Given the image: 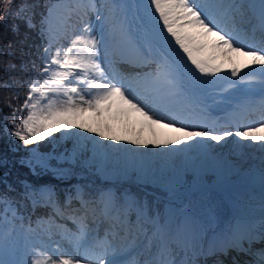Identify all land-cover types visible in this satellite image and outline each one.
<instances>
[{
	"label": "snow or ice",
	"instance_id": "obj_1",
	"mask_svg": "<svg viewBox=\"0 0 264 264\" xmlns=\"http://www.w3.org/2000/svg\"><path fill=\"white\" fill-rule=\"evenodd\" d=\"M12 3L14 0H0V12L8 14ZM148 5L151 20L155 21L154 27L163 42L159 51L150 43L145 47L136 35L141 27L147 35L150 21L139 18L141 23L134 30L126 12L128 5L120 0H105L99 6L95 0H75L74 5L57 3L48 8L47 16L40 19L39 25L31 16L25 18V25L37 30L44 46L40 63L33 64L23 104L12 108L13 116L23 115L18 123L13 122L16 130L10 134L25 146L37 145L46 138L58 140L55 133L74 141L71 150L59 153L53 150L35 155L33 150L34 163L28 162L32 171L37 167L55 168L63 179L72 167L84 162L82 156L87 142L95 149L108 147L84 133L116 142L128 139L116 135L105 122V114L112 113L113 109L119 117L138 114L154 136L164 129L182 134L161 141L165 145L211 149L213 145L205 141L219 144L231 137L247 142L237 147L252 144L264 152V96L256 106L259 120L240 124L235 131L226 127L217 130L207 121L190 122L184 116L185 111L202 112L195 97L205 86L220 81L221 73L227 85L221 88L222 92L238 85L251 86L257 79L264 92V0L258 4L246 0H148ZM101 7L104 12L100 11ZM60 9L64 10L63 15L58 14ZM25 11L26 7L22 6L19 13ZM93 13L99 29L89 20ZM73 15L77 20L70 23ZM19 30V25H13V33L18 34ZM234 56L250 58L251 62L244 64L247 71L236 65ZM227 65L231 67L226 68ZM15 68V64H9L5 70ZM26 69V64H22L21 70ZM178 102L182 103L180 108H177ZM8 106L12 107L11 101ZM72 129L82 131L72 132ZM131 131L134 138L128 139V143L158 146L156 140L139 138L143 126L139 131L135 127ZM52 160L57 165H52ZM63 164L72 167L67 170L59 167ZM5 166L0 158V167ZM8 190L14 191L11 186ZM37 194L35 188L24 186L22 189L24 199H31L34 204L42 202L51 210L47 219H37L39 231L57 246L53 248L43 240L31 243L30 237L38 229L21 223L27 242L25 256L31 259H5V241L16 230L14 222L23 218L19 217L18 207L7 192L0 193V264H82V261L84 264H225L215 257L228 256L230 251H248L246 241L264 245V223L258 240L254 236L229 234L222 241L201 245L202 229L194 221L191 228L187 227L188 217L183 228L170 233L165 223L145 215L142 208L136 222H127V209L111 196L102 198L104 206L98 209L94 200L85 198L83 189H70L63 202L52 188L39 192V200ZM97 211L101 219L112 221L102 237L92 235L89 224V214L95 217ZM56 218L71 219L77 225L76 231H58ZM54 236L66 241L73 251H65L59 241L53 240ZM137 247L143 248V254L137 252L132 256V250ZM232 264L239 261L233 259ZM259 264H264V255Z\"/></svg>",
	"mask_w": 264,
	"mask_h": 264
},
{
	"label": "trees",
	"instance_id": "obj_2",
	"mask_svg": "<svg viewBox=\"0 0 264 264\" xmlns=\"http://www.w3.org/2000/svg\"><path fill=\"white\" fill-rule=\"evenodd\" d=\"M57 3L73 4L72 0H14L11 5V11L8 14L5 15L0 12V158H3L6 164L5 167H0V193L7 192L13 199L18 207V215L21 211L26 213L28 209L27 203L22 196L23 185L35 189L39 184L51 185L60 199L64 184L71 179L77 182H86L89 178L91 184H98L96 179L92 181L93 179L91 178L92 176L96 178L98 172L93 169V164L97 158V149L90 141L87 142L86 148L83 150V163H79L75 167L68 164L59 165V167H63L66 170L72 167L69 174L61 179L55 168L45 170L37 167L35 171H32L28 162L33 161L34 163L33 150H35V155L51 153L53 150L59 153L65 149L71 150L74 146L73 140L61 136V133H55L54 136L58 137V140L46 138L45 141L38 142L37 145L25 146L23 142L10 134L16 130L13 122L18 123L23 115L18 113L13 116L12 108H20L23 104L27 95L30 77L33 74V64L38 65L40 63L39 56L44 46V41L38 35L37 30L25 25V18L31 16L33 22L39 25L40 19L47 16L48 8ZM22 6L26 7L27 11L19 13ZM63 13V9L58 11L59 15H63ZM13 25H19L18 34L13 33ZM9 64H15V70L6 71L5 69ZM22 64H26V70H21ZM5 85L8 86L6 87ZM9 101H11L12 107L8 106ZM71 131L76 132L74 129ZM172 138L176 137L166 139ZM121 146L120 143L119 148ZM167 147L168 151L166 154L169 160L162 166V176L172 174L174 168L182 164L189 172L196 169L200 179L208 178L211 175L204 148L191 152L183 149L181 144H168ZM111 153L112 149L110 147H106L101 153L102 165L100 169L102 168L103 170L102 177L104 178L102 180L115 179L112 175L113 167L107 165ZM51 164L57 165V161L52 160ZM146 166L147 164L144 163V168ZM117 177H125V171L121 169ZM157 183L158 180L156 179ZM8 186H11L14 191H9ZM47 212V209L39 207L34 211L33 216L47 214Z\"/></svg>",
	"mask_w": 264,
	"mask_h": 264
},
{
	"label": "rangeland",
	"instance_id": "obj_3",
	"mask_svg": "<svg viewBox=\"0 0 264 264\" xmlns=\"http://www.w3.org/2000/svg\"><path fill=\"white\" fill-rule=\"evenodd\" d=\"M77 20V17L73 15L72 20L70 23H75ZM240 57V56H239ZM234 59L237 60L238 57L234 56ZM138 114L132 113L129 116L125 117H115V118H110L106 123L111 125L113 128V132L118 135V132H121V135L127 136L128 139L134 138V135L131 131L133 127L137 131L143 126V132L140 134V137L142 140H156L158 142L157 144H131L128 143V139L121 140V142H116V141H111V140H104L101 137L95 136L93 133H84L85 135H88L90 137H95L96 140H99L102 144H106L108 146H111L114 149H118L119 144L121 143L122 147L124 148L123 144H127L130 146V148L140 154V155H145L147 153H151L152 155H155L156 157L159 156H166V153L168 151L167 145L163 144L161 141H163V132L164 130H158V135L154 136L152 131L143 123V120L141 117L139 119L136 118ZM139 116V115H138ZM129 119H132L129 121ZM179 127V125H176ZM77 131H82L79 129H76ZM235 131V130H232ZM175 135H178L179 137L182 136L180 133L172 132ZM120 136V135H118ZM201 138H197L199 140ZM206 143H211L213 147L210 149V152L214 155L217 156V154H227V156L232 157L238 164H241V166H244L250 155H259L264 162V152H261V150L258 147H254L252 144H248L247 147H237V144H245L247 143L246 141H242L240 138H234V140L229 137L226 138L225 141L219 142V144L215 141H205ZM187 144L191 145L193 144V141H187ZM196 147H193L189 150L195 151ZM206 153L209 154V149H206ZM243 160V161H241Z\"/></svg>",
	"mask_w": 264,
	"mask_h": 264
},
{
	"label": "bare ground",
	"instance_id": "obj_4",
	"mask_svg": "<svg viewBox=\"0 0 264 264\" xmlns=\"http://www.w3.org/2000/svg\"><path fill=\"white\" fill-rule=\"evenodd\" d=\"M234 140V138H232Z\"/></svg>",
	"mask_w": 264,
	"mask_h": 264
}]
</instances>
